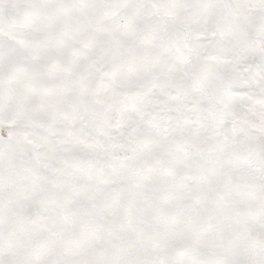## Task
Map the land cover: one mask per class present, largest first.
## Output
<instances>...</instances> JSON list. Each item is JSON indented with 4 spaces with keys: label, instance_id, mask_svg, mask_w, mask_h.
Instances as JSON below:
<instances>
[{
    "label": "snow or ice",
    "instance_id": "obj_1",
    "mask_svg": "<svg viewBox=\"0 0 264 264\" xmlns=\"http://www.w3.org/2000/svg\"><path fill=\"white\" fill-rule=\"evenodd\" d=\"M0 264H264V0H0Z\"/></svg>",
    "mask_w": 264,
    "mask_h": 264
}]
</instances>
